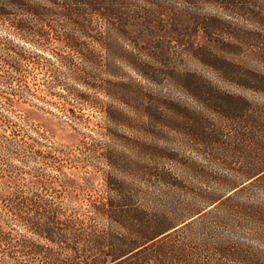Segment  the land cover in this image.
Masks as SVG:
<instances>
[{
    "label": "trees",
    "instance_id": "trees-1",
    "mask_svg": "<svg viewBox=\"0 0 264 264\" xmlns=\"http://www.w3.org/2000/svg\"><path fill=\"white\" fill-rule=\"evenodd\" d=\"M139 1L152 3L0 0V264H264V31L238 34L255 59L236 62L212 46L199 51L188 40L200 17L187 24L173 11L169 24L168 7ZM213 2L264 26V8L250 0ZM207 24L211 35L230 29L216 17ZM174 42L260 98L217 90L212 105L232 127L228 134L226 127H203L202 134L212 142L226 140L230 154L218 163L226 173L203 179L213 186L196 190L164 167L156 143L116 132L163 130L169 118L159 95L122 76L128 68L154 84L167 76L188 89L196 75L167 65ZM37 71L52 77L44 96L32 87ZM91 90L103 91L109 100L93 98ZM65 94L91 111L102 109L108 137L121 148L100 151L84 140L75 148L55 145L18 113L22 106L44 110L38 101ZM64 107L71 120L83 124L81 107ZM235 150L241 156L233 155ZM85 152L81 167L102 173L103 190L88 199L86 210L63 207L46 192L78 186L80 176H70L64 161L79 168L75 158ZM15 226H23L19 237ZM34 237L66 243L62 249L75 254L47 252ZM80 242L93 244L90 254H80Z\"/></svg>",
    "mask_w": 264,
    "mask_h": 264
},
{
    "label": "rangeland",
    "instance_id": "rangeland-1",
    "mask_svg": "<svg viewBox=\"0 0 264 264\" xmlns=\"http://www.w3.org/2000/svg\"><path fill=\"white\" fill-rule=\"evenodd\" d=\"M152 3L148 5L145 1H139L141 5L156 6L163 5L168 7L166 19L171 22L168 17L173 11L179 12L183 16L187 24H191L200 17V26L195 24L192 26L193 34L188 38L190 42L194 43L195 48L199 51L204 47L212 46L224 57L240 62L254 60L253 50L250 46H243L240 44L238 34L243 31H264V26L259 22L250 19V17L239 16L224 9L222 5L213 2V0H150ZM253 5L259 8H264V0H250ZM157 7V6H156ZM155 7V8H156ZM197 16V18H193ZM220 18L229 22V31L221 33H213L209 31L208 22L213 18ZM0 35H4L2 32ZM172 45L170 50L171 60L167 61V65L176 67L178 70L192 72L196 76L189 80L188 89H184L179 84L171 81L167 76L161 77L160 85L154 84L147 79L142 78L140 75L125 69L126 73L122 76L124 81L132 80L137 81L144 85V87L151 93L159 95L161 98V105L166 112V117L169 118L163 130H158L156 134L152 130L146 131L135 128H119L117 134L139 136L146 142L156 143L162 150L160 157L164 167L170 169L172 173L182 178L185 185L193 188H201L213 186V182L203 183L211 176L226 173L223 167L218 163L222 161L225 156H228L229 150L225 149L223 142L226 140H218L212 142L208 137H205L203 127L209 131L216 125L219 130L225 128L224 134H228V127H232L230 123H224L220 120V116L215 109L212 102L216 99L217 90L230 94L232 96H246L250 99L259 100V96L250 91H246L242 85L233 77L222 78L211 71L206 65H203L196 59L193 52L187 50V47L178 45L177 42ZM131 77V78H130ZM104 78H108L104 75ZM52 77L47 76L45 71H37L34 78L32 87L40 96L46 94V82L51 80ZM187 84V83H186ZM86 90L85 87H80ZM190 88V89H189ZM90 93L93 98H99L103 103L107 102L106 95L101 90H91ZM38 101L40 106L44 109H36L22 106L19 108L18 113L22 120H25L30 126L44 131L49 139L58 146H66L75 148L81 146L84 140L92 145H99L100 151L108 148H121L119 141H112L108 137V131L105 129L107 126L104 111L96 108L91 111L88 104H81L76 100L73 95L65 94L64 97H47L46 101ZM118 105V102H114ZM79 106L85 113V116L80 118L83 124H77L68 116L64 106ZM92 113L91 116L88 113ZM90 118L88 120L87 118ZM4 133V132H3ZM9 133H5L8 135ZM7 137V136H3ZM87 153L79 156L81 163L79 168H75V163L64 161V170L72 177L80 176L77 178L78 186L68 187L66 190L50 189L46 192V196H57L59 205L66 208H87L88 199L96 192L103 190L102 173L91 172L90 167H81L86 160ZM233 155L241 156L235 150ZM97 162V161H95ZM97 164H99L97 162ZM2 167L0 163V168ZM89 178L86 182L81 177ZM203 176V177H202ZM204 179V181H203ZM208 182V181H205ZM215 186V185H214ZM26 194H32V187L25 186ZM35 189V188H34ZM262 191V190H261ZM260 191V198H264V192ZM45 193V192H44ZM186 193L183 197L188 199ZM190 198V197H189ZM102 227V224H100ZM17 231L15 235L20 236L19 233L23 232V226H15ZM18 232V233H17ZM35 243L43 246L47 252L62 254L64 256L74 255V251L64 250L66 243L63 242H50L43 238H31ZM80 254H90L89 246L93 245L88 242H80Z\"/></svg>",
    "mask_w": 264,
    "mask_h": 264
}]
</instances>
